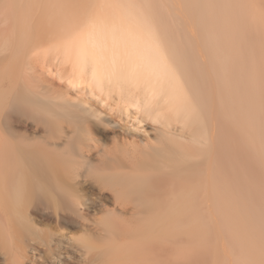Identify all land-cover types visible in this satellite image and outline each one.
Here are the masks:
<instances>
[{
	"label": "bare ground",
	"instance_id": "1",
	"mask_svg": "<svg viewBox=\"0 0 264 264\" xmlns=\"http://www.w3.org/2000/svg\"><path fill=\"white\" fill-rule=\"evenodd\" d=\"M258 1L0 0V264H264Z\"/></svg>",
	"mask_w": 264,
	"mask_h": 264
},
{
	"label": "rangeland",
	"instance_id": "2",
	"mask_svg": "<svg viewBox=\"0 0 264 264\" xmlns=\"http://www.w3.org/2000/svg\"><path fill=\"white\" fill-rule=\"evenodd\" d=\"M258 5L264 11V0L258 1ZM166 6H167L168 10H172L170 3L167 2ZM249 27L253 31V33H252L253 37H256V34L254 33L256 31L251 26H249ZM262 38H263V42L261 41V43H262V47H264V35L262 36ZM259 54L262 55L260 50H259ZM42 67L41 66L37 67V72L36 73H37V75L39 77H41V78L43 77V79H45L46 82H49V83H51V82L53 83L54 82V83H56V86L61 85V83L59 84V83H57L58 81L55 80V75H56V71H57L56 66H54V65H52L50 63H46ZM72 90H71V92H72L73 96H75V97H77L79 99H84V97H85L86 100H90V103L94 107H96V109H98L99 111L103 112L104 114H108L109 113V108H108V106L105 103L103 105V103H101L100 101L98 102L97 99L95 100L93 97H90V96H89V98H87L88 95H85L86 91H82L83 92V95H82L80 90H75V92H74V89H72ZM76 91L77 92L80 91V92L77 94ZM84 92H85V94H84ZM104 108L106 110L108 108V110H107L108 113L106 112V110ZM135 113L136 112L133 110V111H131V113L128 116L125 115L122 118H118V119L116 117H112V120L115 123V125L117 127V130L119 131L120 134H125L126 133V134H129L131 136H136L138 140H140V139L149 140V139L153 138L157 134V130H164L162 128V126H159V125H156V124H152V123H150L148 121H144L143 123H138L135 120V118H133V117L136 116ZM171 132L173 134H175V135H178V136L181 133L180 130H178L177 128H174V130L172 129ZM106 143H109V142H106ZM74 234H75V232H74ZM75 235L76 236H80L82 234L81 233H78V234L76 233ZM191 247L192 248H191V252H190L189 264H206V263H209V261L211 259H208V257H209L208 256V252L205 251L206 252L205 254H206V257H207V259L209 261L207 259H205V261H203L204 260L203 258L205 257V255L202 256V257L199 255V253L197 251V248L195 247L193 242L191 243ZM233 250H232V253H231V251H229V259L230 260L228 259V264L233 263V260L235 259V250L234 251ZM198 257L202 258V260L200 258H198ZM195 259H197V260H195ZM209 264H218V263H213V261H211Z\"/></svg>",
	"mask_w": 264,
	"mask_h": 264
}]
</instances>
